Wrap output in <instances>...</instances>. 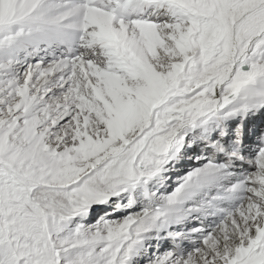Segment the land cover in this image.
<instances>
[{
    "label": "snow or ice",
    "instance_id": "1",
    "mask_svg": "<svg viewBox=\"0 0 264 264\" xmlns=\"http://www.w3.org/2000/svg\"><path fill=\"white\" fill-rule=\"evenodd\" d=\"M0 264H264V0H0Z\"/></svg>",
    "mask_w": 264,
    "mask_h": 264
}]
</instances>
